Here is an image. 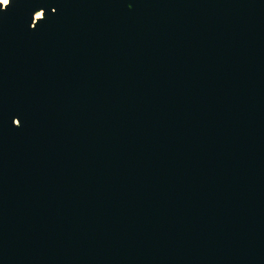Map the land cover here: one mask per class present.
<instances>
[{
	"label": "water",
	"instance_id": "water-1",
	"mask_svg": "<svg viewBox=\"0 0 264 264\" xmlns=\"http://www.w3.org/2000/svg\"><path fill=\"white\" fill-rule=\"evenodd\" d=\"M0 264H264V0L0 1Z\"/></svg>",
	"mask_w": 264,
	"mask_h": 264
},
{
	"label": "bare ground",
	"instance_id": "bare-ground-1",
	"mask_svg": "<svg viewBox=\"0 0 264 264\" xmlns=\"http://www.w3.org/2000/svg\"><path fill=\"white\" fill-rule=\"evenodd\" d=\"M3 4L7 1V0H0ZM40 14V11L36 12V16H38Z\"/></svg>",
	"mask_w": 264,
	"mask_h": 264
}]
</instances>
